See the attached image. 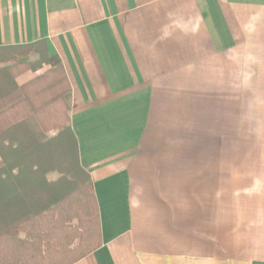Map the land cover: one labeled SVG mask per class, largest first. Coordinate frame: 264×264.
I'll return each mask as SVG.
<instances>
[{"label": "crops", "instance_id": "crops-1", "mask_svg": "<svg viewBox=\"0 0 264 264\" xmlns=\"http://www.w3.org/2000/svg\"><path fill=\"white\" fill-rule=\"evenodd\" d=\"M38 43L99 212L74 264H264V0H0Z\"/></svg>", "mask_w": 264, "mask_h": 264}, {"label": "trees", "instance_id": "trees-1", "mask_svg": "<svg viewBox=\"0 0 264 264\" xmlns=\"http://www.w3.org/2000/svg\"><path fill=\"white\" fill-rule=\"evenodd\" d=\"M18 50L38 53L37 62L17 61ZM44 66L42 74L16 83L24 71ZM69 110L63 67L43 44L0 48V264H74L100 246L98 207ZM53 171L61 176L48 182ZM74 219L78 226H67ZM74 239L78 250L84 239L93 247L75 254Z\"/></svg>", "mask_w": 264, "mask_h": 264}, {"label": "rangeland", "instance_id": "rangeland-1", "mask_svg": "<svg viewBox=\"0 0 264 264\" xmlns=\"http://www.w3.org/2000/svg\"><path fill=\"white\" fill-rule=\"evenodd\" d=\"M14 57L16 58L17 61H25L28 65H31V64H35V62H37L38 60V53L34 52V51H29V52H22L20 50L16 51L15 54H13ZM47 69L46 66H44L42 69L34 72L32 71L30 68L29 70H26L24 71L23 73H21L20 75H23V74H26L24 75V78H29V77H32V76H37L39 74H42L45 70ZM19 75V76H20ZM69 115V113H68ZM54 133H50L49 135H53ZM60 174L56 171H53V172H49L48 174H46V180L48 182H55L56 180H58L60 178ZM78 220L77 219H74L72 220L71 223H67V226L69 227H76L78 226ZM58 230V228H57ZM59 230L56 231V234H57V238L59 239L60 236H59ZM61 240V239H60ZM79 240L78 239H74L70 245V250H74L75 249V254L76 252L79 254H81L82 252H86L88 249L92 248L93 247V242L90 241V243H87L86 239H84V246L83 248L81 247V249L78 250V244H79ZM196 244H189L188 243V250H196L198 248L195 247Z\"/></svg>", "mask_w": 264, "mask_h": 264}]
</instances>
